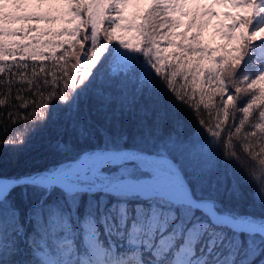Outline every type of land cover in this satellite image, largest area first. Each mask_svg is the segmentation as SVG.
<instances>
[{"label": "snow or ice", "instance_id": "6c2138e0", "mask_svg": "<svg viewBox=\"0 0 264 264\" xmlns=\"http://www.w3.org/2000/svg\"><path fill=\"white\" fill-rule=\"evenodd\" d=\"M227 2L244 13L229 29H241L228 36L234 55L212 59L196 36L172 45L211 67L188 59L177 71L185 65L162 56L160 29L179 21L159 17L175 0H154L139 25L124 16L130 0H69L81 22L56 33L72 41L43 59L64 48L58 60L73 57L71 71L0 78V264H264V0ZM26 7L0 0V60L21 47L5 38L36 31L11 25L46 19ZM133 29L137 43L113 45L117 30ZM201 76L209 91L197 100ZM57 121L96 142L56 164L4 172V157L18 160ZM48 147L72 151L62 135Z\"/></svg>", "mask_w": 264, "mask_h": 264}, {"label": "trees", "instance_id": "16d2710c", "mask_svg": "<svg viewBox=\"0 0 264 264\" xmlns=\"http://www.w3.org/2000/svg\"><path fill=\"white\" fill-rule=\"evenodd\" d=\"M23 2L27 5L25 12L36 13L37 15L46 17V19L22 21L21 23L11 25L13 28H24L25 30L36 29V31H30L26 34L21 33L18 36L5 38V45H20L21 47L10 49L15 53V57L8 56L4 60H0V65L5 67V72L0 73V78L7 80L10 76L9 70H11V73L25 72L29 76H31L33 68H36L38 71L40 67H44L48 72L55 71L57 76L61 74L62 66H66L69 71H71V65L75 62L73 57L68 58L69 62L67 65H65L64 61L58 60V57L64 53V48H55V57L57 59H43L44 56H53V48L50 45L65 43L66 48V42L72 41L71 36L55 35L56 33H59L64 29H74L81 22L79 18H74L70 14L69 0H23ZM81 2L84 4H90L93 3V0H81ZM99 2L103 3L106 2V0H99ZM175 2L179 5L175 11L162 13L159 17L160 20L167 18L169 20L179 21V26L174 27L171 30L167 28L160 29L162 35L168 36L167 40L157 37L158 43L162 49V56L168 57V65H185L183 69L176 68L177 71L183 70L185 72H187V65L185 62L188 59H191L194 62L199 61L202 68L212 66L207 57L201 59L198 54L185 55L181 52L179 47L172 46L183 44L184 47H188L192 42L193 36L197 37V43L200 48L211 50L212 59H219L221 56H226L229 53L232 55L235 54L232 52V49L236 47V41L234 39H227L223 44L216 46L208 35L207 26L212 11L210 10V7L206 5V2L201 0H189L188 3H184L183 0H175ZM153 3L154 0H130L129 6L124 11V16L127 20H131L135 17V24L139 25L143 22V15L151 9ZM181 14H183L182 18L180 17ZM112 15L114 16L115 13H112ZM241 15L243 14L231 16V20L227 24L229 36L237 37L239 35V28L231 32L229 29L234 23L233 18H238ZM82 16L85 19L87 18L86 11L82 12ZM189 25H191V27H189ZM107 26L108 23L107 20H105L100 29L101 37L103 36L104 28ZM123 26L124 25L122 24V27ZM85 31V29L81 28V38L85 34ZM87 31L90 32V25ZM136 36L137 33L134 29L132 31L117 30L114 33L113 45L118 46V38H122L128 43L135 44L138 42L135 39ZM113 45H109V47H112ZM25 46H27V50H25ZM77 48H79V45H77ZM121 51H124V49H121ZM33 53H40L42 55L37 59H32ZM21 55L27 57V59L23 61L20 60ZM104 55H107V53H104ZM17 64H27L28 67L27 69L18 68L16 67ZM171 70V68L168 69V71ZM43 78L44 74H41L40 77H38V79ZM48 78L51 79L50 76ZM16 79H19L18 76ZM177 80V86L184 83L179 77H177ZM202 89L209 91L205 76L198 78V84L196 87L197 100L199 99V94ZM205 99H207V97H205ZM215 100L218 102L219 97H215ZM2 110L3 109L0 108V111ZM241 115L242 113H237V116ZM231 122L232 121H230V123ZM247 127L248 125L245 126V128ZM61 129H63V131H61ZM243 134L244 130H242L241 136H243ZM58 135H62L63 139L70 142V145L72 146V151L69 152L67 156L53 152L48 147L49 143L54 141ZM95 142L94 139L86 142L83 138H78L71 128L64 125L63 121H57L50 124L46 130L35 134L30 140L29 146L20 154L18 160L10 161L7 157H4L2 168L5 173L11 175L13 173H22L45 165L56 164L59 161L67 159L68 156L75 155V153L81 149L90 147V145Z\"/></svg>", "mask_w": 264, "mask_h": 264}, {"label": "rangeland", "instance_id": "374dc122", "mask_svg": "<svg viewBox=\"0 0 264 264\" xmlns=\"http://www.w3.org/2000/svg\"><path fill=\"white\" fill-rule=\"evenodd\" d=\"M209 6H211L214 13L208 26V35L211 37L212 42L218 46L228 38L226 24L230 20V15L242 13L243 10L233 8L227 0H210Z\"/></svg>", "mask_w": 264, "mask_h": 264}]
</instances>
